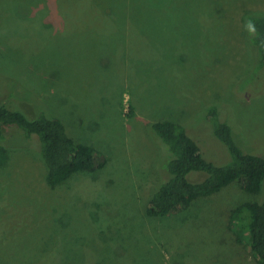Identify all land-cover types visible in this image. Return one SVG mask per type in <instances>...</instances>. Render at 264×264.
Segmentation results:
<instances>
[{"label":"rangeland","instance_id":"1","mask_svg":"<svg viewBox=\"0 0 264 264\" xmlns=\"http://www.w3.org/2000/svg\"><path fill=\"white\" fill-rule=\"evenodd\" d=\"M249 14L264 15V0H0V104L29 119L46 109L107 160L54 189L39 153L5 129L0 264H260L231 225L235 207L260 198L237 183L146 215L166 173L146 128L156 120L177 119L207 160L226 164L205 113L219 107L239 147L264 157Z\"/></svg>","mask_w":264,"mask_h":264},{"label":"trees","instance_id":"2","mask_svg":"<svg viewBox=\"0 0 264 264\" xmlns=\"http://www.w3.org/2000/svg\"><path fill=\"white\" fill-rule=\"evenodd\" d=\"M245 21L249 47L256 54L257 68L261 69L264 67V15L249 14ZM205 113L206 120L213 126L214 136L227 148L229 162L215 164L207 160L188 128L177 119H160L146 125L165 147L167 163L165 177L162 176L151 196L146 215L163 218L179 213L194 201L213 196L237 183L260 199L235 207L231 211V225L240 226L236 233L240 236L238 240L245 241L259 263L264 264V157L247 154L239 147L232 124L222 117L219 107H209ZM133 115L134 107L130 105L128 116ZM5 129H13L7 134L13 146L34 148L39 153L46 162V183L51 188L69 182L78 174L101 171L107 164L106 159L99 158L96 148L75 141L64 122L49 115L46 109L29 119L1 103L0 169L9 161V152L2 143L7 139L3 133ZM193 172L201 176L191 181L189 175Z\"/></svg>","mask_w":264,"mask_h":264}]
</instances>
